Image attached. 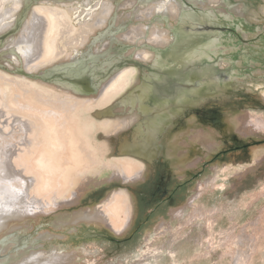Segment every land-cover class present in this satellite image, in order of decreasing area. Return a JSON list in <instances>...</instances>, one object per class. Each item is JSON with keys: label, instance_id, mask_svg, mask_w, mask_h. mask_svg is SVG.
Here are the masks:
<instances>
[{"label": "rangeland", "instance_id": "374dc122", "mask_svg": "<svg viewBox=\"0 0 264 264\" xmlns=\"http://www.w3.org/2000/svg\"><path fill=\"white\" fill-rule=\"evenodd\" d=\"M21 1L15 23L0 34L2 71L24 76L58 93L62 92L61 88L54 80L47 79L52 75L55 64L71 62L77 59L75 57H80L75 49H93L101 53V50L110 48L93 45L95 38L89 34L85 44H73L67 52L28 71L24 62L4 44L7 38L15 33L17 36L22 34L36 5L60 6L74 18L72 9H78L82 0ZM103 1H112L115 5L113 0ZM134 1L138 4V0ZM175 1L179 3L174 7L176 18L171 16L168 8L158 16L146 17L143 22L145 27L149 25L150 28L146 27L145 33L134 39L128 38L126 32L129 28L136 27L139 19L132 16L127 18L126 15L135 6H138L137 13L144 7L139 4L133 6L132 3L117 7L120 28L112 29L113 33L108 34V38L114 41L111 53L123 56L119 59L120 68L133 66L136 71L134 80L123 91L112 96L105 105L112 103L139 82V65L144 64L146 70L148 63L147 60L138 58L136 53L145 44L154 47L149 52L158 49L164 51L166 47L171 50L169 45L174 43L177 30L191 29L195 32L193 37L200 39L182 52L174 49L170 51L171 56L163 65L165 73H162L170 79L166 76L168 80L156 87L166 89L164 93L159 92L169 100L179 94H188L190 98L202 97L199 98L202 103L195 105L193 109L183 107L161 136L160 142L164 145L166 139L180 131L190 120L200 119V125H212L215 128L216 144L208 151L202 148L206 153L200 150V159L193 166L181 165L180 168L185 172L182 177L168 165L166 147L162 145L154 161H144L145 169L136 181L125 183L124 180L113 177V173L117 171L116 157L131 156L120 155L118 152V144L123 135L131 133V114L117 108L114 109L117 113L114 117L96 115L101 106L90 109L89 105L86 115H90L93 122L96 120L95 123L102 125L105 120L103 118L111 119L96 134L107 146L104 158L112 165L95 175V180L99 183L96 186L90 185L76 203L38 215L30 214L24 218L8 220L7 223L16 222L20 226L0 232V264H19L33 253L45 256L73 249L85 250L76 258L75 264H80L85 259L89 264H238L239 260L246 264H264V131L242 135L231 129L224 133L227 124L221 118L227 113L264 115V0H223L224 3L221 0H199L198 4L189 0H172ZM99 8L96 11L99 12ZM185 11L193 12L198 19L192 16L187 20L185 16L182 22V13ZM108 24L107 21L100 29L106 28ZM151 27L166 30V43L159 45L149 39ZM96 29L95 31L100 30ZM14 57L17 62H14ZM209 67L214 71H210ZM154 87H150L151 95L157 89ZM97 93L84 91L77 96L94 98ZM126 119L131 124L121 122ZM190 152H194V149ZM120 188H127L131 193L135 213L133 223L123 232H114L109 226L89 219L56 224L59 213L93 212L112 191ZM200 189L202 195L195 197L191 206H184L179 215H171L172 208L186 204ZM226 203L228 206H225ZM161 221L168 223L160 227L156 234L154 230ZM176 231L179 232L172 240ZM147 236L150 237L152 247L156 248L153 251L155 257L151 254L141 260L138 249L144 250ZM246 237L251 239L248 241ZM235 240L238 245L234 243ZM19 241L23 244L19 245ZM166 246L170 247L171 252L166 251ZM236 256L240 259L235 258Z\"/></svg>", "mask_w": 264, "mask_h": 264}, {"label": "bare ground", "instance_id": "6f19581e", "mask_svg": "<svg viewBox=\"0 0 264 264\" xmlns=\"http://www.w3.org/2000/svg\"><path fill=\"white\" fill-rule=\"evenodd\" d=\"M113 1L115 5L112 1L82 0L78 9H72L74 18L60 6L38 4L32 7L33 13L26 21L22 34L19 36L16 33L12 34L4 43L24 62L28 71L57 58L67 52L73 44H85L89 34L95 38L93 45L110 48H106V51L101 50V53L93 49L87 51L75 49L80 57H75L77 59L71 62L55 64L52 75L47 79L54 80L61 88L62 92L58 93L24 76L12 75L0 69V232L20 226L16 222L7 223L10 219L24 218L30 214L38 215L76 203L90 185L96 186L99 183L96 182L95 175H99L104 168L112 165L104 158L107 146L96 134L111 119L103 118L105 120L102 125L95 123L96 120L93 122L94 119L86 113L89 105L90 109L101 106L97 109L96 115L114 117L117 115L114 109L117 108L121 112L131 114L130 122L133 125L131 133L123 135L118 144L120 154L131 156L116 157L117 171L113 173V177L128 183L136 181L144 171V161L150 163L157 158L163 145L160 142L161 136L180 114L181 109L183 107L193 109L195 105L202 103L199 99L202 97L190 98L188 94H179L169 100L160 93L161 91L164 93L166 89L161 90L156 87H160V84L170 79L168 75H166L168 79L162 75L165 73L163 65L171 56L170 51L174 49L182 52L200 39L193 37L195 32L191 29L180 28L181 30L176 32L174 43L169 45L171 50L166 47L164 51L158 49L149 52L153 46L145 44L143 49L136 53L138 58L147 60L148 68L144 70L145 65L140 64L139 82L133 84L132 88L112 103L105 105L112 96L123 91L129 82L134 80L136 71L133 66L120 68L119 59L123 56L111 53L114 41L108 38L110 36L108 34L113 33L112 29L120 28L117 7L127 3L144 7L137 13L138 6H135L132 12L126 15L127 18L132 16L139 19L138 25L129 28L126 32L128 38L134 39L144 34L146 27L150 28L149 25L145 27L143 22L146 17L158 16L168 8L171 16L176 18L174 7L176 3L179 4L172 0H138V4L134 0ZM189 1L193 4L199 2V0ZM221 2L224 3L223 0ZM21 5V0H0V34L15 23ZM97 7H100L99 12L96 11ZM182 15V22L185 16L187 20L192 16L197 17L193 12L186 11ZM107 21L109 24L104 28L106 30L100 29ZM96 28L100 30L95 31ZM150 31V40L159 45L166 43L164 38L166 30L153 27ZM15 57L14 62H17ZM78 74L89 79L86 88L79 82L80 79L75 78ZM153 85L157 89L151 95L150 87ZM84 91L98 93L94 98L77 96ZM221 118L227 124L224 133L231 129L242 135L264 131L263 114L227 113ZM199 120H190L180 131L172 134L164 142L168 165L178 172L179 177L185 174L180 168L181 165L193 166L200 159L198 153L202 148L208 151L213 144H216L215 128L212 125L204 127L205 125L199 124ZM121 122L126 125L130 123L127 119ZM191 149H194V152H190ZM200 195H202L201 189L190 197L186 204L172 208L171 215H179L184 206H191L193 199ZM225 206H228V203ZM134 214V200L131 193L127 188H120L112 191L93 212L59 213L56 224L89 219L101 222L114 232L121 233L131 225ZM167 223L161 221L154 230L155 233L158 234L159 228ZM178 232L173 233L172 240ZM262 233L264 237V230ZM146 242L144 250L138 249L141 260L151 254L155 257L153 251L156 248L152 247L149 236L146 237ZM165 249L171 252L170 247L166 246ZM84 252L83 249H73L45 256L33 253L19 264H75L76 258ZM241 253L242 251L238 254ZM244 260L249 261V259ZM241 262L245 263L243 260ZM242 263L239 260L238 264ZM80 264H89V261L85 259Z\"/></svg>", "mask_w": 264, "mask_h": 264}, {"label": "water", "instance_id": "95a60500", "mask_svg": "<svg viewBox=\"0 0 264 264\" xmlns=\"http://www.w3.org/2000/svg\"><path fill=\"white\" fill-rule=\"evenodd\" d=\"M208 69H209L210 71H212V72L214 71L212 67H209ZM20 72H21V73H22V72L24 73V71H21V70H20ZM75 78H76V79H80L79 82L83 85V87H85V88L87 87L88 82H89V79H88V78L86 79V78L84 77V75H81V74L76 75ZM20 244H23V242L19 241V245H20Z\"/></svg>", "mask_w": 264, "mask_h": 264}, {"label": "crops", "instance_id": "0c3cea01", "mask_svg": "<svg viewBox=\"0 0 264 264\" xmlns=\"http://www.w3.org/2000/svg\"><path fill=\"white\" fill-rule=\"evenodd\" d=\"M165 145V144H164ZM118 150H119V146H118ZM120 155H122V154H120Z\"/></svg>", "mask_w": 264, "mask_h": 264}]
</instances>
